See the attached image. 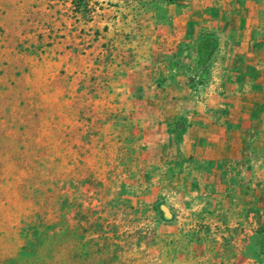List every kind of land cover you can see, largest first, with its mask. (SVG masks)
Wrapping results in <instances>:
<instances>
[{
  "label": "rangeland",
  "instance_id": "374dc122",
  "mask_svg": "<svg viewBox=\"0 0 264 264\" xmlns=\"http://www.w3.org/2000/svg\"><path fill=\"white\" fill-rule=\"evenodd\" d=\"M0 264H264V0H0Z\"/></svg>",
  "mask_w": 264,
  "mask_h": 264
},
{
  "label": "trees",
  "instance_id": "16d2710c",
  "mask_svg": "<svg viewBox=\"0 0 264 264\" xmlns=\"http://www.w3.org/2000/svg\"><path fill=\"white\" fill-rule=\"evenodd\" d=\"M214 41L210 37H205L199 40L196 47L198 63L201 67H205L210 56V50Z\"/></svg>",
  "mask_w": 264,
  "mask_h": 264
}]
</instances>
